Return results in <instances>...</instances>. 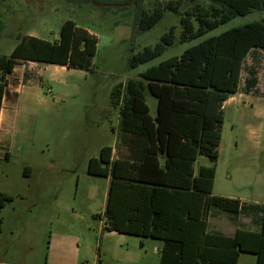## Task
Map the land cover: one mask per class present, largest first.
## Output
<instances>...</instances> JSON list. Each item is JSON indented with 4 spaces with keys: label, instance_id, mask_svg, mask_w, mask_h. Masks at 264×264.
I'll return each mask as SVG.
<instances>
[{
    "label": "rangeland",
    "instance_id": "obj_1",
    "mask_svg": "<svg viewBox=\"0 0 264 264\" xmlns=\"http://www.w3.org/2000/svg\"><path fill=\"white\" fill-rule=\"evenodd\" d=\"M110 1L107 7L88 0H0V55L12 54L19 35L59 39L68 20L99 41L89 71L48 66L43 79L23 90L17 126L9 123L4 128L9 136L15 132L19 139L29 138L28 165L35 174L23 187L19 167L13 164L10 180L0 179V190H10L7 195L13 198L0 209V264H159L155 247L161 241L111 234L105 229L106 220L98 218L106 208L109 181L89 175L88 164L103 147H115L118 141L120 118L111 105L112 90L210 37L264 18V10H255L181 43L180 14L165 10L152 29L137 32L134 0ZM169 1L142 0L141 5L152 12ZM198 2L183 0L181 12ZM172 27L174 45L150 62L129 67L133 56L155 48ZM259 53V97L237 94L224 107L215 193L232 183V190L264 206V51ZM247 63L253 64L250 57ZM146 103L155 116L156 98L147 94ZM202 160L212 166L207 158ZM0 168L8 171L4 162Z\"/></svg>",
    "mask_w": 264,
    "mask_h": 264
},
{
    "label": "trees",
    "instance_id": "obj_2",
    "mask_svg": "<svg viewBox=\"0 0 264 264\" xmlns=\"http://www.w3.org/2000/svg\"><path fill=\"white\" fill-rule=\"evenodd\" d=\"M199 1L182 13L183 0H170L165 8L157 6L152 12L143 9L142 0H134L136 31L152 29L169 10L181 15L180 42L185 43L235 17L264 10V0ZM88 2L111 5L110 0ZM175 40L172 27L155 48L133 56L129 67L158 58ZM17 41L10 56L0 55V111L6 77L18 64L30 61L89 71L99 42L72 20L62 25L57 41L29 35H19ZM260 51H264V18L210 37L149 68L140 79L115 86L111 105L120 118L117 158H113L114 148L105 146L88 164L89 175L110 178L106 209L98 215L106 220L108 232L163 242L160 264H237L241 253L254 254L257 264H264V206L213 194L224 103L240 90L259 94ZM249 57L253 64L248 66ZM147 94L157 100L155 117L146 103ZM200 157L213 167L197 171ZM203 197L209 198L212 215L222 212L233 221L244 215L259 230L240 228L234 237L210 233L208 220L186 217L192 202ZM10 202L11 196L0 193V209Z\"/></svg>",
    "mask_w": 264,
    "mask_h": 264
},
{
    "label": "crops",
    "instance_id": "obj_3",
    "mask_svg": "<svg viewBox=\"0 0 264 264\" xmlns=\"http://www.w3.org/2000/svg\"><path fill=\"white\" fill-rule=\"evenodd\" d=\"M29 36H33V35H29ZM57 40H54V41H57ZM54 41H51V42H54ZM48 66H51V65H45V64H40V63H35V62H30V61L21 62L15 67L13 73L6 77L8 85L6 87L5 95L2 101V108L0 111V162H4L5 164H7L8 171H5L0 168V179H3L4 181H9L11 178V174L13 175L12 166L13 164H16L19 167V173H20L19 178L22 179L20 184L23 187L25 186L26 182H30V180L33 178L35 174L34 169L28 165V160H29L30 153H31L29 138L25 137L23 139H19L15 132L12 133V136H9V131H6V133H4L5 131L4 128L6 124H9V123L12 124L13 128L17 126L18 118H19L18 117L19 116L18 104L20 101V96L23 93V90L25 88H28L35 80L43 79V75L46 72V68ZM54 66H57L63 69L66 68L64 66H58V65H54ZM19 68H21V71H18ZM259 86L260 84L258 83L257 85L258 91H259ZM237 94H240V96L242 97H249V98L254 97V96L259 97L258 96L259 94L257 95L253 93L246 94L242 90H240ZM237 94L231 96L229 99H232ZM226 102L224 103V107H225ZM150 114H151V111H150ZM28 116L31 117L30 114H28ZM152 117H155V116H152ZM116 145L115 147H112L114 148V151H113L114 159L117 158ZM202 159L203 157H200L197 162V166H196L197 171L199 170L200 167H213V164L212 166H210L204 163ZM15 171L17 173L18 170L16 169ZM216 178H217V169H216L215 179ZM107 179L109 181V186H110V178H107ZM232 189L233 188H232V183H231V186H229V188H227L226 191L215 193V182H214L213 194L216 196L239 200L241 201V203H245V204H259L258 200L249 199L248 197H246L247 195H245L244 193L236 192ZM10 192H11L10 190L8 191L0 190V193L6 194V195L10 194ZM252 194L254 195V197L257 196V194L254 191H252ZM193 203H196V206H194ZM208 207H209V198H206V197L197 198L194 200V202H192L190 213H187L186 217L191 218V219H197V220H208V225H209L208 231L210 233H221L227 237H234L238 229L240 228L248 230V231H258L259 230V228L252 223L250 217L241 215L236 221H233L230 216L222 212H216L212 215L211 214L212 211ZM109 233L125 236L117 232H109ZM160 243L161 244L159 246L155 247V251L161 255V250L164 246V243L163 242H160ZM159 264H160V259H159ZM237 264H257V256L251 253H241L238 258Z\"/></svg>",
    "mask_w": 264,
    "mask_h": 264
},
{
    "label": "water",
    "instance_id": "obj_4",
    "mask_svg": "<svg viewBox=\"0 0 264 264\" xmlns=\"http://www.w3.org/2000/svg\"><path fill=\"white\" fill-rule=\"evenodd\" d=\"M99 6H106V5H104V4H101V5H99Z\"/></svg>",
    "mask_w": 264,
    "mask_h": 264
}]
</instances>
